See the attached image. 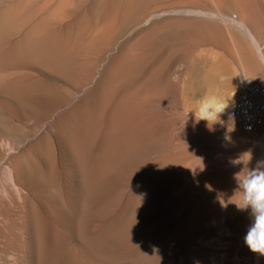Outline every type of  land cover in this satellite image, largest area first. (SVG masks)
Wrapping results in <instances>:
<instances>
[{
  "label": "rangeland",
  "instance_id": "1",
  "mask_svg": "<svg viewBox=\"0 0 264 264\" xmlns=\"http://www.w3.org/2000/svg\"><path fill=\"white\" fill-rule=\"evenodd\" d=\"M14 1L17 0H0V51L2 52L20 45L27 36L26 33L30 32L42 19H48L52 29L58 33L62 30L61 35L67 28L66 32H69L67 34L70 36L64 34L65 37L69 36V40L74 39L72 42L76 43V36L83 28L76 22L77 14L87 11L86 14L92 15L93 13L90 12L96 11L92 8L95 3H98L99 9L103 11V6L106 5L109 8L113 0H110L111 2H108L109 0H81V2L76 0L79 3L78 6L75 4L72 6L69 0H21L24 5L23 9L12 12L9 8L14 7ZM119 1L116 0L117 3ZM126 1L121 0L119 7ZM66 2L70 3V6L68 3L66 5ZM240 2L244 7L240 6ZM154 4L159 9L171 8V11L173 10L154 18L153 21L158 24L168 22L173 24L174 29L179 27L180 23L189 22L191 24L192 33L186 42L179 41L180 47L178 48H176L178 43L176 42L175 45L174 39L169 41L170 44L167 42L161 43L162 45H151L149 47L151 49L148 48L147 60H143L136 76L129 82L124 80L128 84L124 85L122 81L115 92L108 93L109 96L107 94L102 97L98 96L95 90V80L98 79L99 72L103 69L104 61L110 54L117 51L119 44L132 35L133 28H131L117 37L119 39L114 40L112 47H108L109 50L106 48L104 61L99 62L96 70L93 67L95 72L92 69L93 72L90 71L88 79H78V81L76 79L81 102L92 98L91 107L95 114L96 183L94 185V205L91 210L92 219L87 209L83 171L79 169L77 172L73 170L67 173L66 169L62 171L63 174L56 171L52 187L45 195L48 196L47 204L41 203V205L38 202L34 203L33 208H29V212L33 209L31 211L34 213L31 212V219H29L31 216L29 213L25 231L22 234L13 233V242L4 241L0 237V264L206 263L209 247L200 244L198 231L202 222L201 217L207 216L206 211L209 207L207 202L213 197L211 191L203 189V186L200 189L195 188L194 183L205 181L218 169L231 167L230 160L237 158L247 147L258 148L257 140L264 137V117L258 129L253 133L244 132L236 121L230 120L228 110L240 92L237 88L234 89L235 94L233 93L231 98L227 99L230 105L221 115V123L215 124L210 130L208 125L196 122L190 111H193L194 105L207 94L205 91L211 87L210 83L213 84V82L208 83L207 80L205 82L202 79L201 69L205 60H202L203 57H197L196 46L198 42L204 44L202 35L204 37L206 34H218L229 45L232 41L241 42L251 48L254 54H257L256 46H259L264 53V0H153L151 7ZM91 8L93 11L89 10ZM218 13L226 16L219 17ZM72 17L75 18L74 21ZM241 18H244L248 26L255 28L251 35L257 44L253 43L238 26L237 22ZM149 23L139 27L144 28ZM175 23L178 25L175 26ZM68 24L71 25L69 28L74 33L70 32L71 29L68 31ZM73 25L76 29L72 27ZM223 46L219 44L212 48L223 52L225 48V46L222 48ZM156 47L162 49H156ZM177 49L187 50V52L177 59L176 53H179ZM257 58L259 59L258 55ZM259 63L262 66L260 59ZM21 66L18 63L12 67ZM244 69L246 73L252 74L248 76V79L264 81L263 74L253 73L245 67ZM152 70L155 71L151 72ZM1 72L0 85L5 78L4 73ZM42 75L44 79L52 80L47 73H42ZM148 75L151 76L150 79ZM246 79L243 78L242 83ZM64 81L69 85L73 82L67 76ZM139 82H141L140 86ZM130 84H137L141 89L139 97H145L141 98L143 102L139 99L136 108L129 114L130 117L126 114L122 117L119 115L120 112L115 111V105L125 93L124 89H130ZM158 86H161L160 91L162 93L164 91L163 94L159 88L155 89ZM143 88L145 90L148 88L144 96ZM221 91L218 95L227 98L225 92ZM1 96L0 102L2 103L5 98ZM67 96L65 93V101ZM1 103L0 109H3ZM5 116L7 113H3V117ZM226 137H230V140ZM258 157V152L253 155V164H257ZM76 219L78 221H75ZM213 249L219 250V248Z\"/></svg>",
  "mask_w": 264,
  "mask_h": 264
},
{
  "label": "bare ground",
  "instance_id": "2",
  "mask_svg": "<svg viewBox=\"0 0 264 264\" xmlns=\"http://www.w3.org/2000/svg\"><path fill=\"white\" fill-rule=\"evenodd\" d=\"M111 1L109 0L108 2ZM120 1L119 3H122ZM152 1L153 0H127L119 7V3L113 0L109 8L106 5L103 6V11L100 10L101 8L99 9L98 3L96 4L94 2L95 5L92 6V8H95L96 11L90 12L93 13L92 15L86 14L87 11L80 12L78 13L79 15L77 14L76 22H78L80 26H83V28L81 33L76 36V43L72 42L74 39L69 40L70 38L68 37L70 35L67 34L69 32H66L67 28L64 30V34L69 36L65 37L66 35L62 33L63 36L60 33L62 30L58 33L52 29L51 23L47 21L48 19H42L40 23H37L35 27L28 32L29 34L26 33L27 36L22 40L20 45L17 44L18 46L16 47L4 50L3 52L0 51V63H2L0 65V71L4 73L5 77L2 85H0V93L5 98V101L2 102L3 104L0 102L3 108L0 109V237L4 241L9 240L13 242V233L22 234L25 231L24 229L28 225L26 224L27 219L33 211V209H30L29 212V208H33L34 203L37 204L40 202L41 204L48 202L46 200L48 196L45 195L48 193L50 187H52L51 185L54 181L53 178L56 171L60 173L66 171V169L68 170L67 173L73 170L77 172L79 169L83 171L86 199L88 202L87 209H89V216L92 219L91 210L94 205V185L96 183V155L94 156L96 135L95 114L91 107L93 104L92 98L88 97L89 100L83 99V103L81 102L77 89V81L78 79H88L89 73L93 67L95 69L99 62L104 61L105 58L103 56L108 47L112 45L117 37L124 32L126 33L131 28H133L132 35L126 38L123 43L119 44L120 46L117 48V51H115V53L113 52L114 54L112 55L110 54L104 61L103 69L99 72L98 79L95 80V90L98 96L102 97L103 95H108L111 91L112 93L115 92V89H118L122 81L124 85L127 81H131V79L136 76V72L139 67H141L140 65L143 60H147L148 48L151 45L167 42L170 44L169 41L174 39L175 45L176 42L178 43L176 45V48H178L180 47L179 44L181 41L186 42L192 33L191 24L189 22L180 23L179 27L175 29L173 24L171 25L168 22L158 24V22L153 21L154 18L167 11L172 12L173 10L171 11V8L159 9L157 3V6L154 4V7H151ZM27 2H25V4ZM69 2L72 6L74 4L78 6L79 4L76 0H69ZM79 2H81V0H79ZM14 3V7L12 9H10L11 7L9 8L10 11L17 12L23 9L24 5L21 0L14 1ZM67 3L68 2H66V5ZM70 3H68V5ZM159 3L161 4V2ZM240 6L244 7L241 2ZM59 8H61V6ZM92 8L89 10H92ZM94 15H96L95 19ZM218 16L226 15L218 13ZM81 19L86 20L82 21ZM241 19L237 22L238 26L253 43H256V40L251 35L255 28L253 29L248 26V24L244 22V18ZM74 20L75 18H73L72 21ZM148 22H150L148 26L144 28L139 27ZM74 25L72 26L73 28ZM177 25L178 24L175 23V26ZM70 26L71 25H69L68 28ZM137 27H139V29L135 30ZM70 29L71 28H69L68 31H70ZM70 32H72V29ZM202 38L204 44L203 42L202 44L200 42L197 43L196 55L197 57H203L202 60H205L204 66L201 69L203 81L205 80L206 82L207 80L208 83L213 82V84L210 83L211 87L208 88L207 91L203 89L207 94L215 93L218 95L220 91L223 90L225 92L224 94L227 96L226 99H230L233 93L235 94L234 89H241L243 78H248V76L252 75L246 73L244 67L248 68L249 71L253 73L264 75V53H262V48L259 46H256L257 54H254L251 48L243 45L241 42L235 43L232 41L229 45V43L218 34H206L204 37L202 35ZM189 42L190 41H188V43ZM219 44L225 46L226 49L224 46L222 47L224 48L223 52H218L212 48V46ZM157 48L162 49L161 47H156V49ZM178 51L179 53H176L177 59L187 52V50ZM257 55L262 66L259 63ZM178 62H180V60H178ZM18 63L22 66L12 67L15 64L18 65ZM11 64L13 65L10 66ZM35 67L38 70L35 69ZM155 68L159 69V67ZM189 68H187V70H189ZM187 70L185 71L187 72ZM40 71L44 74L47 73L52 80L44 79ZM153 71L155 70L151 72ZM165 71L167 72V70ZM151 72L150 74L153 75L154 73ZM66 76L73 81L70 85L64 81ZM150 77L148 75L149 79ZM221 77L225 78L223 82H221ZM186 78H188V76ZM124 80L127 81L125 82ZM164 80L166 82V79ZM260 82L264 84V81L260 80ZM138 84L140 86L141 82ZM139 86L137 84H130V89H124L125 93H122L123 96L115 105V111L120 112V116L123 117V115L126 114L130 117L129 114L132 110L134 111L139 99L145 97L144 94L147 92L148 88L146 90L143 88L145 90H142L144 97H139L141 90ZM227 86L231 88H226V90L225 87ZM158 88L160 91L161 86L155 89L158 90ZM65 93L68 95L66 101ZM141 101L143 102V99H141ZM185 102L186 101H184V103ZM197 106V104L194 105L192 108L193 111H195ZM124 110H126V112ZM3 113H7V116L3 117ZM191 115L195 117L193 113ZM199 122L202 125H207V122ZM257 144L258 148H248L246 146L247 149L244 150V152L250 150L252 157L258 152V161H264V137L259 138ZM255 166L256 165L252 163L251 159L250 163L245 168L243 165L224 167L210 174L209 177L203 181L204 183L202 181H195V188L200 189V187L203 186V189L211 191L213 197L207 202L209 204V207H207L208 210L206 211L207 216L201 217L202 222L201 226H199L200 230L198 231L200 235V244L209 247L205 264H264V257L252 253L245 244V236L252 223L251 209L241 211L238 210L234 204L239 199L238 196H234L237 188L235 174L241 172L238 178H242V176L247 173L248 168L251 169ZM222 197H224V199H222ZM31 217L32 214L29 219H31ZM75 221L78 220L76 219ZM195 232H197L196 229ZM214 232L216 233L214 234ZM213 248H219V250ZM10 251L12 250L10 249Z\"/></svg>",
  "mask_w": 264,
  "mask_h": 264
},
{
  "label": "clouds",
  "instance_id": "3",
  "mask_svg": "<svg viewBox=\"0 0 264 264\" xmlns=\"http://www.w3.org/2000/svg\"><path fill=\"white\" fill-rule=\"evenodd\" d=\"M224 79L221 77V82ZM229 102L215 93L206 94L197 102L195 111L190 112L194 114L197 122H207L211 130L212 126L221 123L220 117L228 109ZM226 139L230 140V137ZM251 159L252 153L249 150L230 160V163L233 166L243 165L245 168ZM240 173L235 174L237 188L234 196H238L239 199L234 204L241 211L251 209L252 214V223L245 236V244L252 253L264 257V161H258L254 168H248L242 178H238Z\"/></svg>",
  "mask_w": 264,
  "mask_h": 264
},
{
  "label": "built area",
  "instance_id": "4",
  "mask_svg": "<svg viewBox=\"0 0 264 264\" xmlns=\"http://www.w3.org/2000/svg\"><path fill=\"white\" fill-rule=\"evenodd\" d=\"M228 116L246 133L255 132L264 117V84L253 79L243 81L240 92L228 110Z\"/></svg>",
  "mask_w": 264,
  "mask_h": 264
}]
</instances>
